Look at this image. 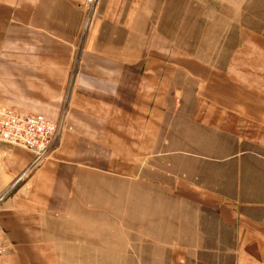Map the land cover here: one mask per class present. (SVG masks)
Returning <instances> with one entry per match:
<instances>
[{
    "label": "crops",
    "instance_id": "obj_1",
    "mask_svg": "<svg viewBox=\"0 0 264 264\" xmlns=\"http://www.w3.org/2000/svg\"><path fill=\"white\" fill-rule=\"evenodd\" d=\"M85 4L0 0V107L53 122L69 112V130L39 167L32 169L31 151L0 144V197L7 194L0 228L8 249L0 264L78 258L73 230L66 239L70 254L61 251L60 227L64 217L72 227L73 184L81 171L144 184L140 197L131 193L130 211L145 207L146 224L148 211L162 212L154 233L138 234L135 217L128 226L115 222L119 233L111 240L125 244L113 246L115 264L124 258L129 264H264V41L249 42L226 71L193 75L200 81L193 94L178 90L171 97L165 60H124L78 43ZM246 76L258 78L261 90L241 84ZM175 97L181 101L176 113L168 105ZM171 118L191 132L171 139L163 131ZM154 195L161 201L153 204ZM85 211L81 248L88 253L94 219L88 206Z\"/></svg>",
    "mask_w": 264,
    "mask_h": 264
},
{
    "label": "rangeland",
    "instance_id": "obj_2",
    "mask_svg": "<svg viewBox=\"0 0 264 264\" xmlns=\"http://www.w3.org/2000/svg\"><path fill=\"white\" fill-rule=\"evenodd\" d=\"M132 1L99 0L98 4L90 5L86 0L83 30L78 43L94 44L102 53L116 54L124 60L145 57L165 60L167 63L165 69L172 76L171 82L167 84L171 97L178 90L186 91L188 95L193 94L197 83H200L197 78L206 77L207 70L226 71L233 59L241 58V52L243 48L248 47L249 42L264 41V0H135L136 3ZM258 80L249 76L239 79L241 84L243 82L251 86L254 92L261 90ZM66 97L65 101L69 102L70 90ZM175 99H169L168 104L174 113H176L174 106L177 107L178 100L181 103L178 97ZM189 102V106L193 107V97L187 105ZM62 116H66L68 122L69 112H62L57 122ZM173 116L176 118V114ZM181 117L183 118L182 115ZM186 117L187 115H184L185 119ZM163 131L172 137L171 139H177V132L185 135L191 132L185 121L177 123L172 118L164 125ZM144 188V184L110 173L78 172L73 184L71 212L75 216L74 220H68L72 227L66 222V217L63 218L60 227L65 235L63 239L61 238V251L70 254L69 251L65 252L66 246H69L66 239L69 238L67 235L69 230H73L75 240L73 255H77L78 258H65L61 263L97 264L103 261L106 264H115L113 246H125L111 240L119 233V227L115 222L126 220L128 226L129 221L135 217L138 234L154 230L156 223L161 226L163 221L161 211L147 212L149 224L145 222V207L130 211V202L133 198L131 193L137 190V196L140 197V192ZM144 198L145 195L143 202ZM160 201V198L152 196L153 204ZM138 203L140 204L139 200ZM87 206L90 209V217L94 220L91 224L93 227H89L90 258H83V255L88 256V253L83 251L87 248H81V239H85L87 227L85 223L81 225V218L82 214L86 213ZM123 227L124 234L126 228ZM153 230L151 233H154ZM101 239L106 243L99 241ZM141 246L145 244L138 243L139 252L144 250ZM103 250L105 252L100 253ZM99 254H105L106 258L91 259L92 255L96 257ZM122 260V264L124 261L128 264L130 262V258Z\"/></svg>",
    "mask_w": 264,
    "mask_h": 264
},
{
    "label": "built area",
    "instance_id": "obj_3",
    "mask_svg": "<svg viewBox=\"0 0 264 264\" xmlns=\"http://www.w3.org/2000/svg\"><path fill=\"white\" fill-rule=\"evenodd\" d=\"M99 0H88V4H98ZM69 130L67 117L53 123L42 115L19 112L16 109L0 107V144L19 147L35 155L32 169L41 165L49 156L51 149ZM7 194L0 197V212ZM8 254V249L0 228V261Z\"/></svg>",
    "mask_w": 264,
    "mask_h": 264
}]
</instances>
